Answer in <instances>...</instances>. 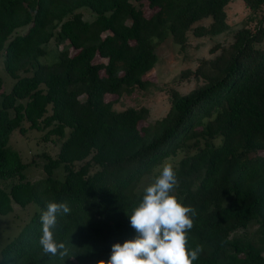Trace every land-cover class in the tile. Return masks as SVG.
<instances>
[{
  "label": "trees",
  "instance_id": "obj_1",
  "mask_svg": "<svg viewBox=\"0 0 264 264\" xmlns=\"http://www.w3.org/2000/svg\"><path fill=\"white\" fill-rule=\"evenodd\" d=\"M230 1L0 0V52L16 78L6 93L0 77V179H19L9 191L0 187V213L13 203L38 207L0 248V264H107L114 243L137 235L130 215L144 190L134 192L133 183L168 157L178 158L172 194L196 210L186 248L202 252L192 264H264V15L212 47L191 72L197 84L185 94L172 89L162 117L147 119L145 106L114 107L153 84L166 38L185 49L189 33L226 32ZM242 2L264 8V0ZM51 40L63 47L42 63ZM24 121L63 138L34 183L8 145L13 130L25 132ZM59 166L63 178L53 176ZM49 202L71 208L55 229L68 249L63 259L39 245Z\"/></svg>",
  "mask_w": 264,
  "mask_h": 264
},
{
  "label": "rangeland",
  "instance_id": "obj_2",
  "mask_svg": "<svg viewBox=\"0 0 264 264\" xmlns=\"http://www.w3.org/2000/svg\"><path fill=\"white\" fill-rule=\"evenodd\" d=\"M81 11L84 19L92 18L93 15L88 9L82 8ZM226 12L229 28L218 36L196 37L189 33L188 44L185 49H180V46L174 43L171 37L166 38L157 47L158 61L149 73L153 84L146 89L124 94L114 104V107L122 109L128 106H145L149 110L147 119L150 120L165 115L170 104V91L176 89L180 93L185 94L193 89L197 84V80L191 72L195 69L199 60L210 57L212 55L210 50L216 44L221 46L228 44L232 39L233 32L241 26L256 27L264 15V8L252 11L242 0H231L226 7ZM23 29L24 27L19 28L18 31H23ZM262 41V44H264V37ZM45 47L47 54L40 58L42 63H48L56 59L58 50L63 47V44L57 45L54 40H51ZM24 74L31 75L32 71L21 73V75ZM0 77L3 81V91L9 92L16 78H13L5 71L2 52H0ZM22 126L26 128L25 132L21 133L19 129L13 130L8 145L20 152L22 161L26 163L24 169L25 180L34 183L45 177L46 173L43 165L46 162V156H57L63 138L47 134V128L41 130L27 128L26 121L22 123ZM67 131L68 129H66ZM177 160V157L164 159L159 165L133 183V191L140 192L144 190L160 175L164 165H174ZM79 164L77 162L76 166ZM115 173L121 175L123 171L117 170ZM53 176L63 178L62 166L54 170ZM18 181L17 177L0 179V187L9 191L11 185ZM37 208V205L33 202L27 204L26 207H20L13 203V209L9 213H0V248L19 235L23 226L30 221Z\"/></svg>",
  "mask_w": 264,
  "mask_h": 264
},
{
  "label": "clouds",
  "instance_id": "obj_3",
  "mask_svg": "<svg viewBox=\"0 0 264 264\" xmlns=\"http://www.w3.org/2000/svg\"><path fill=\"white\" fill-rule=\"evenodd\" d=\"M179 181L172 165L163 166L160 175L144 189L142 202L130 215L134 239L112 245L107 264H192L202 248H186V232L193 227L196 210L172 194ZM71 211L67 202H49L41 215L39 245L44 255L61 259L68 255L63 242L55 238L58 217ZM191 214V215H190Z\"/></svg>",
  "mask_w": 264,
  "mask_h": 264
}]
</instances>
